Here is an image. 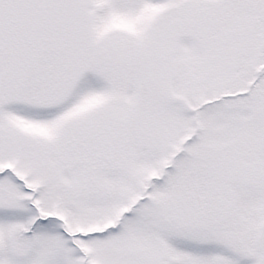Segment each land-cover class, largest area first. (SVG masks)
Returning a JSON list of instances; mask_svg holds the SVG:
<instances>
[{
	"label": "snow or ice",
	"instance_id": "6c2138e0",
	"mask_svg": "<svg viewBox=\"0 0 264 264\" xmlns=\"http://www.w3.org/2000/svg\"><path fill=\"white\" fill-rule=\"evenodd\" d=\"M0 264H264V0H0Z\"/></svg>",
	"mask_w": 264,
	"mask_h": 264
}]
</instances>
